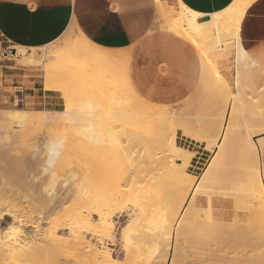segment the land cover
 <instances>
[{
	"label": "rangeland",
	"instance_id": "obj_1",
	"mask_svg": "<svg viewBox=\"0 0 264 264\" xmlns=\"http://www.w3.org/2000/svg\"><path fill=\"white\" fill-rule=\"evenodd\" d=\"M155 2L156 0H153L154 4ZM166 2L171 6H175L168 1ZM254 15L258 17L253 26V37L260 29L264 28V1L257 5L247 17L243 28V40L245 28ZM157 17L159 22L158 31L166 33L164 30L166 29V21L158 15ZM174 40L172 41L178 53H180L182 50L185 52L187 51L185 45ZM56 45L60 44H55L54 46ZM190 52L192 55L189 53L186 67L183 70H175L173 67V74H175V76L173 80L169 81L167 87L165 86V102H158L154 95H152V97L145 98L139 93L138 94L146 100L156 104L154 105L143 100L150 105H162L159 107H168L170 111L177 113V120H181L182 123L178 122L179 124L175 123L174 125V129H176L178 132L177 135H172L169 133L172 131L171 129V131H168L166 144L168 145L175 143L179 151L183 152L187 149L195 154V160H193L189 170L197 177L196 182H198V180L207 170L209 163L217 152V148L214 150H209L208 145L201 142L199 139V136L202 137L205 134V123L211 121L213 123L215 122L214 129H217L220 120L219 118H221L224 110L226 109L228 112L231 107H234L236 109V115H238L237 118L235 117L236 126L234 128L236 130L234 129L232 133L231 138L233 140L231 138L229 139L232 140L234 144L232 145L235 149L231 150L230 146H228L230 152L228 148L225 150V152H228V154L233 152L234 154L232 153L229 156L234 157L236 155L237 157L235 158V163L237 159L236 164L238 165L233 167L234 165L232 164V168H235V170L238 171V176L237 172L232 170L233 176L230 177V179L235 176L237 178L235 179L234 177V179L236 181L238 179V182L236 183L234 179L232 180V183L228 181H223V184L216 182L220 177L218 171H220L222 168L224 171L226 170V172L229 171L228 173L225 172L226 174L232 175L230 171L231 169L227 170L230 168L229 165L231 161L229 163V160L226 159V156L228 155L225 153L226 156H224V158L226 160L224 162L221 161V163L223 162L224 164H220L222 167L219 166V169L216 172V175L219 177L216 179V175H214L216 183H214V180L211 179V182H209V185L207 186L211 187V185L214 186L216 184H222V186L225 185L223 187L221 186L225 189V191H223L224 189L222 190V188L219 186L221 190H219L218 194V191L215 189L217 187L216 185V187L214 186L215 188H209L211 194L215 193L218 196H213V194L211 196L206 194L199 195L200 200L198 201V206L200 209L203 208L205 211L207 210L211 214V220L210 217L208 218L206 215L208 212H206L205 215L207 217H202V220L205 219V221H190L189 224H187L188 226L184 227L186 230L183 232L184 234L182 233V235H180L179 239H176L175 231H173L174 233L172 232L170 244L171 246L176 247L177 250L174 260L175 262L173 264H264V181H261V188L260 186H254L252 183L248 184L251 182L249 181V177L251 178L252 176L251 170L254 169L251 167V164L252 166L256 165L255 163L257 158H253L255 161L254 163L251 158L254 155H248L252 152L250 153L249 149H247L249 143L246 141V137L251 136L252 138L250 137V139H253L258 147L257 155L259 163L258 161L257 163L259 164L261 176L263 178L264 76H262V74H264V55L253 56V59L258 62L257 69L254 67V70L256 69L258 71L259 69L258 72H260V70L263 72H260L262 73L259 75L260 78L258 75L254 74L256 70L252 72V68H250V70L252 69V73L250 74H252L251 76L255 75L254 78L249 74V76L243 75V73L250 71L248 69L246 72H242V70L246 69L242 68V75H240L242 78L239 79L238 82L237 70L235 69L233 62L234 59L232 57L214 56V58L213 55L209 54V58L216 60L218 68L219 66L221 67V64L223 65V68H219V71L221 69L220 75L225 81L229 83L230 86L229 88L224 89L219 87L216 81L211 82L206 79V72L209 71L211 64L206 60L201 61V57L194 49L191 48ZM16 53L17 51L15 49L12 51V55L8 56L7 58H0V65L4 64L12 66L13 69H11V71L15 74L21 75V77L13 78V82L10 84V86L13 88H3L2 73L0 72V182L3 180L9 187H5V189H3L4 192H0L1 194L3 193L2 195L0 194L2 197H4L3 200L7 201L9 199L8 201H14L17 197H19L18 200L14 201L19 202L20 199L22 200L28 195L29 197H35L38 199L40 198L41 201H50L52 197H45V191L43 193V187L46 186V184H50L52 181H54L57 185L56 195L58 194V197L66 198V202L61 213L54 215L52 218L54 220L61 219L64 222H68L69 219L72 218L71 216L80 212V210H83L78 202V196L75 193L76 188L80 186H87L91 190L92 196L99 198L101 201L110 202V200H113V205L115 203L114 212L117 211L115 214H124L122 218L123 223L126 221L125 213L127 211V213H129L130 210L131 212L135 211L137 215L136 223L133 228L136 230L134 233L131 231L129 234V236L134 234L132 237H130L132 242H130V239V244L128 243L129 245L126 243L125 239H123V236L118 229L120 227L119 225L111 235H106L103 233H99L97 235L87 233L88 236L87 234L85 236L86 240L89 241L93 247L96 246L95 249L97 251L111 252L115 259L113 262L114 264H171V257L169 255V257L165 259L164 250L166 249L165 245L167 242L165 241L168 236L165 238V240L164 237L166 236L165 233H169L168 231L166 232L169 227V223L167 221L165 223L164 221V223L159 224L157 228H155V226L153 227V221L150 222V220L152 219L151 215L155 214L157 207L156 209L151 208L152 211L155 210V212L151 214V209L148 207L155 208L154 206L156 205L154 202L149 200L147 202L148 204L145 201V197L148 198L147 193L149 190V185L151 184V189L156 188L154 184L158 185L159 182L157 183L156 181L159 180L154 178L155 176L156 178H159V176L162 175V172L156 170L152 171L153 169L151 170L152 172L150 170H148V172L145 171L151 167L148 159H158L157 157H159V153L165 148L163 146L159 147L153 145V147L151 146V149H146L145 147H138L136 145L137 148L135 153L131 152L130 154V152H128V154H126V152L123 151V146L127 144L126 130H128V132L136 131L137 133L133 132L132 135L136 133L135 137H138L136 139L138 141L142 140L141 137H144L145 135L143 134L146 133H144L145 131H143L142 128L139 129L138 126L135 130V127L133 128L125 126L124 124L126 122L121 125L123 120L127 121L126 118L128 117L125 116H128L132 109L130 108L129 103L124 100L123 95L118 94L121 92L117 93L119 95L117 98L113 96V94L117 92L116 90H119L121 85H117L118 88L116 87V89L115 87L111 88V86H114L115 84L112 83L110 74L107 76L108 71H112L110 64H107L109 69L107 65H105L106 63L103 64V66L100 65L101 67H99L97 63L91 61L89 62L77 53H70L65 59L64 67H62L57 77L59 78L61 84L65 87L66 91H69V95L71 96L70 98L72 99V105L70 110H74V112L77 113L79 112V118L76 119L77 121L61 120L59 122L58 120V123L56 122L54 126L48 125V127L32 126L29 128H20L18 123H15L16 121L14 122L12 120V122H10L11 120L9 121L7 118H5L6 115L5 113L3 114L1 110L25 109L30 111H49V109L36 104L34 99L31 98L35 91L38 93L39 89L44 90L43 66L39 65L25 67L20 65L15 59ZM177 62L178 60L176 59L175 65ZM201 64L204 65L201 66ZM164 67L166 69H170L167 66ZM168 71H171V69ZM177 75L178 77L185 75L186 79L181 81L179 78H177ZM101 77H103V79ZM104 79L107 80L104 81ZM250 79L253 80L250 81ZM121 87L119 91L124 90V87ZM113 90H115V92H113ZM53 91H56L54 93L58 92L57 95L60 96L61 101L64 103V111H67L68 109L64 92L57 89ZM60 92L63 93V96L60 94ZM196 92H199L202 96ZM20 94H25V96H27L25 99V104L23 105L18 104V97H15L20 96ZM197 94H199L201 97H198ZM105 97L109 98L107 99V103ZM102 102H104L103 105ZM89 105L95 108L94 111L96 114L92 118L91 116L80 113V111H88ZM97 113H100L99 116H97ZM106 113L107 116L105 115ZM39 115L35 114L34 116L41 118L44 116V114ZM101 119L103 122L100 121ZM118 119L119 121H117ZM89 123H95V128L97 125L99 126L96 128V130L99 133L97 134L100 137V140L102 139L103 142H93L87 140L89 135L83 129L89 126ZM109 127L114 130L111 131ZM25 128L27 129L25 130ZM215 131L213 132V135L215 134ZM111 132L113 135H111ZM121 132L125 133L122 134ZM52 135H62V137L64 136L66 139L73 140V148L70 150L67 149L65 153L62 154L60 158L61 163L54 171L56 177L54 179H44L43 182H40V180L37 178L41 172L43 162L40 158L35 156L30 146L33 145L35 147L39 146L40 144H48ZM244 138L246 139L244 141L247 142L248 146L245 144V142L243 143L242 139ZM250 139L248 138V140ZM261 141L263 144H261ZM28 150L29 152H27ZM229 159L233 161V158ZM221 160L224 159L222 158ZM146 163H148V165ZM225 163H229V165L227 166ZM236 166L238 168H236ZM247 168L248 170H246ZM137 170L138 172H136ZM223 172L222 170L220 171V173ZM234 172L236 173L235 175ZM135 173H137V178ZM226 174L224 175L226 176ZM223 177L221 174V178ZM226 178L228 180L229 176L227 175L225 180ZM222 180L224 179H221V181ZM229 185L231 187H228ZM227 188H231V191L226 190ZM208 189L207 191H209ZM212 189L213 191H211ZM145 191H147V196H145ZM19 194H22L23 196H19ZM1 196L0 198L2 199ZM190 199L191 196L189 197L188 201ZM22 201H24V199ZM132 207L136 210H134ZM199 211L200 212L196 213L204 215L205 211L204 213L201 210ZM154 216L155 215H153V218ZM207 218L209 219L208 221L206 220ZM215 220L216 222H214ZM61 233L60 235H62L63 238H68L70 235L69 231L67 230H64L62 234ZM153 233H159L160 235L162 234V241L160 245V247H162V251L158 255L153 253L154 248L152 246L153 244H151L153 243ZM66 248L69 250V253L68 251L67 253L64 252L65 249L61 253H66L67 257L65 256L66 254H64V256L63 254H59L61 255L60 257L58 255L59 252H57V255L53 253V255L56 257L53 261L57 262V264H78L79 262L74 250L70 249L69 247ZM69 255L70 257H68ZM57 257L59 259H57ZM82 258L79 257V261H83V263L88 262V258L86 256ZM83 263L80 262L79 264ZM86 264L90 263L88 262Z\"/></svg>",
	"mask_w": 264,
	"mask_h": 264
},
{
	"label": "bare ground",
	"instance_id": "obj_2",
	"mask_svg": "<svg viewBox=\"0 0 264 264\" xmlns=\"http://www.w3.org/2000/svg\"><path fill=\"white\" fill-rule=\"evenodd\" d=\"M255 1L256 0H233L232 3L224 10L217 13H213L211 15H204L189 8L180 0L178 3V11L176 13H172L166 7V4L164 3L163 0H156V14L166 21V25H165L166 29H164L166 32L174 33L185 38L196 49L199 56L201 57L200 60L201 61L206 60L208 63L211 64V67L208 66L210 67V69L209 71L206 72V79L211 82L216 81L219 87L226 89L230 87L229 83L225 81L224 78H222V76L220 75L221 69L219 71V68H223L222 67L223 65L221 64V67L219 66L218 68L216 64V60L209 58L208 55L209 54L213 55V57L214 56L232 57L234 59L233 62L235 69L237 70L238 82L239 79L242 78L240 77V75H242L243 71L246 72L249 69L250 72L247 71L248 73L247 72L243 73V75H247V76L252 75L250 73L254 72L257 69L258 62L253 59L250 53L245 52L243 47L241 46L239 42V27H240L241 19L246 9ZM203 19H207V20H203ZM16 51L17 53L15 55V59L17 60L18 64L23 66H39V65L43 66L45 87L47 89H54V88L62 89L65 92V98L68 109L67 111L61 113L47 112V111L36 112L25 109L1 110L3 114L5 113L6 115L5 118H7L9 121L11 120L10 122H12V120L14 122L16 121L15 123H18L20 128L21 127L29 128L32 126L48 127V125L54 126L56 122L58 123V120L59 122L61 120L77 121L76 119L79 118L78 116L79 112L77 113L74 112V110L73 111L70 110V107L72 105V99L70 98L71 96L69 95V91H66L65 87L61 84L59 78L57 77L62 67H64L65 59L70 53H77L78 55H81L85 60L89 62L91 61L97 63L99 67H101L100 65L103 66V64L105 63H106L105 65L110 64L111 66L110 68H112V71H108L107 76L110 74L112 83L115 84L114 86H111V88L115 87L116 89V87L118 88V86L120 85L122 86V87L120 86L121 88L124 87V90L122 91H119L120 87L119 90H116L117 92L113 90V92H115L113 96L117 98L119 95H123L124 100L129 103V106L132 109L130 111L131 113L128 116H125L128 117L126 118L127 121L123 120L121 125H123V123L126 122L124 124L125 126L133 127V128L135 127L134 130L138 126L139 129L142 128L143 131H145L144 133H146L143 134L145 135L144 137H141L142 140L138 141L136 140L138 137L137 136L135 137V134L137 133L136 131L128 132V130H126L127 138L126 137L125 138L127 139L126 141L127 144L123 146L124 147L123 151H125L126 154H128V152H130V154L131 152L135 153L137 148L136 145L138 147L139 146L145 147L146 149L147 148L151 149V146L153 147V145L159 147L163 146L165 148L159 153L158 155L159 157L156 156L158 159H153L151 157H149L151 159H148L151 167L148 166L149 169L145 171L148 172V170L151 171L153 169L152 171L156 170L162 172V175L159 176V178L157 177L158 179L156 178V176L155 178L153 177L154 179L159 180V181L155 180L157 183L158 182L159 183L158 185L153 183L156 186V188H153L152 185L153 189H151V184L149 185L148 193L147 191H145V196H147L148 194V198L145 197L146 198L145 201L147 203L149 200L151 202H154L156 205L154 206L155 208L148 207L147 205L148 208L156 209L157 207L156 212L155 210L152 211V209H151L152 212L149 210L151 214L155 212V214L151 215L153 220L152 219L150 220V222L153 221L154 224L152 225L153 227L155 226V228H157V226L161 223H164V221L165 223L166 221L169 223L168 225L169 227L166 225L168 227L166 232L168 231L169 233H165L166 236L165 235H164L165 237L163 236L164 240L168 236L165 241L167 242V244L165 245L166 249L164 250H165V259L170 255L171 264H173L175 262L174 260L176 257L177 250L176 247L171 246L170 244L172 232L175 231V237L176 239H179L180 235H182V233L185 232L186 230V228L184 229V227L188 226L187 224H189L190 221H199V220L205 221V219L202 220L203 216L204 218L208 216V218L210 217L211 220V214L207 210L205 211V209L203 208L200 209L198 206V201L200 200L199 195H205V194L208 196H211L212 194L213 196L217 195L215 193L211 194L210 192V188L211 187L213 188L214 186L216 187L217 184L214 186L211 185V187L209 186L210 188L207 187L209 185V182H211V179L214 180V183L216 182L222 183L223 181L225 182L228 181L232 183V180L235 177L234 176L233 178L230 179V177L233 176L232 172L235 170V168H232V166L234 165L233 167H235V165H238L236 164L237 159L235 163V158L237 157L236 155L234 157H230L229 155H231L233 152L228 154V152L226 153L225 150L227 148L229 150L228 146H230L231 150L235 149L233 147L234 144L232 142L233 139L231 137L233 130L235 129L234 127L236 126L235 117L237 118L238 116L236 115V109L234 107H231L228 112L226 111V109L224 110L221 118H219L220 120L217 129H214L215 122L213 123L211 121L205 123L206 126L205 134L202 137L199 136V139L201 140V142L206 143L208 145L209 150H214L215 148H217V152L215 151L216 154L209 163L207 170L204 172V174L198 180V182H196L197 177L193 175L189 170L190 166L193 163V160H195L194 159L195 154L187 149L183 152L179 151L175 143L174 144L171 143L168 145L166 144L168 131L172 130L169 133H171L172 135H177L178 132L176 131V129H174L175 128L174 125L175 123L176 124L182 123L181 120L180 121L177 120L178 118L177 113H175L174 111L173 112L170 111L168 107H159V106L150 105L144 102L143 100H141L136 95V93L133 91V89L130 86L125 70L126 61H127L126 52L122 53L101 47L99 45L92 43L86 37L84 38L77 37V39L75 40H67L65 45L62 46L48 45V47L46 46L42 48L19 46L16 47ZM204 64H201V66ZM107 67L109 69L108 65ZM254 67H256L255 70ZM242 68L243 69L246 68V69L242 70ZM250 68H252L253 71L252 69L250 70ZM258 71L256 70L254 74L259 76L263 73L261 70L260 72L262 73ZM262 76H264V74H262ZM251 77L254 78L255 75ZM101 78L103 79V77ZM106 80L104 79V81ZM252 80L250 79V81ZM199 94H197V96L201 97L202 95L200 94L201 96H199ZM106 97L105 100L107 103L108 102L107 99L109 98ZM103 104L104 102H102V105ZM91 105L88 106L89 107L88 111H83V112L80 111V113L87 116H91V118L95 116L96 114L94 111L95 108H93V106ZM35 114L38 115L44 114V116L42 118L35 117L34 116ZM99 114L97 116H99ZM105 115L107 116V113ZM100 121H102V119ZM117 121H119V119ZM94 124L95 123L92 124L89 123V126L83 129L89 135L87 137V140L93 142L102 141V139L100 140V137L98 136L99 133L96 130V128H98L99 126L97 125V127L95 128ZM27 128H25V130ZM213 129L214 131L216 130L214 135H213L214 132ZM110 130L112 131L114 129L110 128ZM133 132L136 133L132 135ZM111 135H113L112 132ZM247 137H246L247 140L244 138L242 139V141L243 143L245 142V144H247V142L249 143V146L247 144L248 147L247 146L246 147L247 149H249L250 153L251 152L252 153L248 155H252V156L254 155L253 157L250 156L252 160L255 157L257 158L256 163L253 160L256 165L252 166L251 164V167L254 169L251 170L252 174L249 170L252 176L251 178L249 177V181L251 182H249L248 184L252 183L254 184V186L255 185L260 186L261 188L262 185L261 181H264V176L262 178L261 169L258 164L259 163L258 155H257L258 147L253 141V139H250L251 136L248 137L250 140H248ZM229 138H231L232 140H230ZM244 140H246L247 142ZM0 143H1V139H0ZM261 144H263V142ZM30 147L32 152H34L35 156L40 158L43 162L41 172L37 178L38 180H40V182L41 181L43 182L44 179H54L56 177L54 171L56 167L61 163L60 158L62 154L65 153L67 149L70 150L71 148H73V140L66 139V137L64 138V136L62 137V135L61 136L52 135L50 138V142L48 144H40L39 146H35V147L31 145ZM27 152H29V150ZM225 153L229 157L226 156ZM224 156L227 157L226 159L229 160V163L231 161L230 163L231 166L229 165V163L228 164L225 163V164H227V166L229 165L230 168L227 170L231 169L230 171L232 175L226 174L229 171L226 172V170L224 171L223 168L222 169L220 168L222 172L224 171L223 173H220L221 170L218 171L220 164L222 165V163L226 160ZM222 158L224 160H221ZM229 158H233V161ZM221 161L223 162L221 163ZM146 164L148 165V163ZM236 168L238 167L236 166ZM246 170H248V168ZM217 171L220 177L216 175ZM235 171L237 172V176H238V171L237 170ZM136 172H138V170ZM221 174L222 177L225 176L224 174H226V176L228 175L229 179L227 180L226 178L225 180L226 176L221 178ZM235 174L236 173L234 172V175ZM135 175L137 178V173H135ZM214 175H216L215 177L216 179L217 177H219L224 180L221 181V179L218 178L217 181L215 182L216 179H214ZM236 178L237 177H235V179ZM1 181L2 182H0V192L3 191L5 187L9 188L6 185V182H4L3 180ZM235 182L237 183L238 179L237 181L235 180ZM222 184L221 185L218 184L216 188L214 187L216 191H218V194H219V190H221V188L225 186V185L222 186ZM219 186L222 187L219 188ZM56 187L57 185L54 181H52L50 184H46V186L43 187V193L45 191L44 193L45 197L46 198L52 197L50 201L49 200L41 201L40 198L39 200L38 198L29 197L28 195L27 196L24 195L25 196L23 198L24 201H22L23 199L22 200L20 199L19 202L18 201L14 202L18 200L19 197H17L16 199L14 198L15 199L14 201L13 200L8 201L9 199L7 200L5 198L7 200L5 201L3 200L4 197L1 196L3 193L2 194L0 193L1 194L0 196L2 197V199L0 198V264H43V263L57 264V262L53 261L55 260L54 258H56L53 255V253L57 255V252H59L58 255L63 254L64 256V254H66L67 251L69 253V250L66 247H69L70 249L74 250L79 263L80 262L83 263V261H79V257L82 258L86 256L88 258L86 259L90 264H111L115 261L111 252L97 251L95 249L96 246L93 247V245L86 240L85 236L87 233L96 234V235L99 233H103L106 235H111L118 228V225L120 226L118 229L120 230L123 239H125L127 244L129 243L131 239L130 237L134 235L133 234L129 236V234L131 233V231H133L132 233H134V231L136 230L133 229L137 219L136 217L137 215L135 211L131 212L130 210L129 213H127L128 212L127 211L125 213L126 221L123 223L122 218L124 214H119V215L115 214V212L117 211L114 212L115 203L113 205L112 202L113 200L112 201L110 200V202L101 201L99 198L92 196L91 190L87 186H80L76 188L75 193L78 196L79 199L78 202L80 206L83 208V210L85 209L84 212L83 210H80V212L71 216L72 218H70L68 222H64L61 219L54 220L52 217L54 215L61 213V211L63 210V206L66 202V198L58 197L57 196L58 194L56 195V191H57ZM228 187L231 186L229 185ZM207 189L209 191H207ZM223 189L224 188H222V190ZM226 190L231 191V188H227ZM211 191H213V189ZM223 191H225V189ZM20 195L23 196L22 194H19V196ZM190 196L191 199L188 201ZM199 210L203 211V213L205 211L204 215L196 213V212H200ZM206 212L208 213L206 214ZM153 215H155L154 218ZM208 218L206 219L207 221L209 220ZM216 220L214 222H216ZM64 230L69 231L70 235L68 238L66 237L63 238V236L60 235V233L61 232L63 233ZM153 235H154L152 236L153 243H151L153 244L152 246L154 248L153 253L158 255L162 251V247H160L162 241L161 239L162 234L160 235L159 233L156 234L153 233ZM130 242H132V239ZM62 251L66 253L64 252L61 253ZM61 255L59 256L61 257ZM65 256L67 257V254ZM68 257H70V255ZM57 259L59 258L57 257ZM88 262H84L83 264H86Z\"/></svg>",
	"mask_w": 264,
	"mask_h": 264
},
{
	"label": "crops",
	"instance_id": "obj_3",
	"mask_svg": "<svg viewBox=\"0 0 264 264\" xmlns=\"http://www.w3.org/2000/svg\"><path fill=\"white\" fill-rule=\"evenodd\" d=\"M163 1L170 12L178 11L179 0ZM180 1L199 13L211 15L224 10L233 0ZM263 1L256 0L246 9L239 27V42L252 57L264 55V28L253 37L256 15L245 28L244 40L243 28L250 12ZM158 24L156 2L154 4L153 0H0V58H7L19 46L42 48L65 45L67 40L86 37L101 47L126 52L125 70L136 95L151 104L154 103L145 98L152 95L158 102H165V86L175 76L173 67L183 70L189 53L192 55L190 49H196L182 36L158 31ZM172 40L185 45L187 51L178 53ZM176 59L178 62L175 65ZM11 69L12 66L0 65L3 88H13L10 86L13 78L21 77ZM177 78L184 81L186 76L177 75ZM43 86L44 90L39 89L31 96L34 102L49 109L47 112H65L58 92L53 91L62 89H47L45 79ZM60 94L63 96V93Z\"/></svg>",
	"mask_w": 264,
	"mask_h": 264
},
{
	"label": "built area",
	"instance_id": "obj_4",
	"mask_svg": "<svg viewBox=\"0 0 264 264\" xmlns=\"http://www.w3.org/2000/svg\"><path fill=\"white\" fill-rule=\"evenodd\" d=\"M10 55H12V53H9L8 54V56H10ZM18 97V104H21V105H23V104H25V99H24V97H23V95H20V96H17Z\"/></svg>",
	"mask_w": 264,
	"mask_h": 264
},
{
	"label": "water",
	"instance_id": "obj_5",
	"mask_svg": "<svg viewBox=\"0 0 264 264\" xmlns=\"http://www.w3.org/2000/svg\"><path fill=\"white\" fill-rule=\"evenodd\" d=\"M203 20H207V19H203Z\"/></svg>",
	"mask_w": 264,
	"mask_h": 264
}]
</instances>
